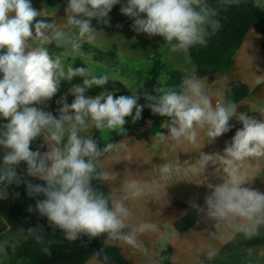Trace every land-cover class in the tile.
<instances>
[{"label":"clouds","instance_id":"obj_1","mask_svg":"<svg viewBox=\"0 0 264 264\" xmlns=\"http://www.w3.org/2000/svg\"><path fill=\"white\" fill-rule=\"evenodd\" d=\"M120 3L121 0H68L64 9L66 22L57 23L38 19L47 13L35 9L31 0H0V119L7 121L0 125V149L4 152L0 163V198L8 185L21 182L17 168L24 162L27 175L44 182H27L29 197H44L36 201L35 208L29 206L27 210L46 218L48 226L53 231L58 229L64 240L104 237L107 244L147 256V238L155 237L161 247L181 239L168 223L161 231L159 220L140 219L137 205L147 206L151 200L166 206V189L177 177H189L192 173L204 177L211 165L216 166L212 175L220 182L208 185L212 191L204 197V206L190 201L198 215L214 222L216 231L210 235L221 242L237 235L245 240L260 236L264 228V192L252 184L255 173L261 170L260 162L264 161V118L238 112L239 105L233 99L214 100L204 81L195 74L184 75L176 88L159 86L154 90L156 95L144 93L146 105L138 104L142 84L129 88L130 96H115L107 90L89 96V89L103 88L116 77L64 62L65 55L86 56L83 45L92 44L103 33L93 27L92 20L108 25L109 13ZM241 3L242 0H217L213 6L208 0H126L120 12L133 19L131 27L135 32L162 37L172 51L187 52L195 46H206L221 27L220 11ZM53 43L65 51L51 52L49 45ZM77 77L82 82L72 83ZM62 83L71 85L67 92L75 98L69 104L67 95L60 97L57 117L45 109ZM255 83H264V75L255 76ZM144 107L169 118L162 125L168 134L157 131L153 137V147L168 146L161 153L165 162L155 165L144 176L129 172L110 193L94 188L93 181L111 184L118 178L116 172L105 166L104 159L114 156L119 162L120 154L130 153L128 143L109 142V134L114 131L125 135L126 117L136 122ZM258 113L264 117V108ZM233 118L242 123V128L226 142L223 152L201 151L205 145L201 147V134L211 144L230 131ZM90 130L99 132L100 139L88 135ZM40 137L47 151L30 148ZM185 144L199 153L194 163L181 164L177 156L168 159L169 152L175 153ZM131 159L129 154L127 160ZM205 179L186 181L202 184ZM27 235L42 245L44 254H51L52 241L46 242L43 226L28 228ZM183 241L189 250L193 247L186 238ZM8 244V240L0 242V253H6ZM249 251L251 254L252 250ZM102 253L103 249L94 255L100 258ZM216 254L212 245L204 252L209 261ZM109 261L110 257L103 253L101 264ZM256 264L264 261L256 259Z\"/></svg>","mask_w":264,"mask_h":264},{"label":"crops","instance_id":"obj_2","mask_svg":"<svg viewBox=\"0 0 264 264\" xmlns=\"http://www.w3.org/2000/svg\"><path fill=\"white\" fill-rule=\"evenodd\" d=\"M33 1L32 5L35 9L38 11L44 10V12L47 13L43 18L57 23L66 22L64 9L67 6L68 0ZM125 2L126 0H121L120 4L113 6L112 11L109 13L110 23L108 25L97 23L95 19L92 20L93 27H95L97 31H103V33L97 37L95 42L89 45L96 49H103V51H108L115 47L117 51L123 52L128 58L137 62L151 58L156 60V58L159 57L170 71L179 70L187 74H194L196 68L188 52L172 51L170 45H164L165 41L162 37H149L146 34L137 33L132 29L131 25L134 22L133 19L120 12V7ZM254 2L259 8L264 9V0H254ZM155 43L159 44L158 56H156L149 47V44ZM49 50L57 53L65 51L64 49H57L54 43L49 45ZM84 52L90 56L89 58H91V60L96 61L92 52ZM79 59V57L73 58L71 56L67 58V62L74 65V62ZM262 75H264V50L260 49L253 40H247L238 50L234 67L230 73H215L200 79L204 81L206 91L214 100L221 97L226 98L225 87L227 83L234 80L242 81L248 86L250 95L238 103L239 106L237 111L261 119L262 117L258 112L264 107V83L257 85L255 83V76ZM156 85L163 84L156 83ZM258 86H261V89L255 94L254 90ZM87 95L95 96L90 94ZM74 98L72 94L67 93V103L71 104ZM45 110L53 111L52 100L48 102V106ZM126 119L132 122L131 117H126ZM2 124L4 123L0 121V125ZM230 124L232 125V132L223 134L211 144L206 143V137H203V134H201V147H203L205 143L201 151L207 154L217 151L222 153L226 142L231 141L236 131L242 128V123L235 118L230 120ZM151 125L152 121L148 118H144L142 123H139V120L132 122V124L127 127L125 135L121 136L119 140H124L128 143L130 153L120 154L119 160L121 161L119 162H117V158L114 156L104 159L103 162L105 166L110 167L112 171L118 174V178L115 182L111 184L106 182L109 193L113 187L118 188L120 186L121 181L129 172L134 175L144 176L146 173L152 172L155 165L165 162L161 160V153L166 151L168 146L161 144L157 147H153L154 135L151 132ZM116 134L117 133L113 134L111 137ZM164 134H168L166 128H164ZM88 135L93 136V130H90ZM44 148V151H47L45 142ZM3 154V149H0V163H2ZM129 154L132 157L130 161L127 160ZM176 156L181 164L185 161L191 164L198 158L199 153H197V149L185 144L178 148L175 153L169 152L168 159H175ZM260 163L261 170L255 173L256 178H254L252 187L264 192V161ZM23 164L24 162H21L17 168L18 176H20L21 179H37L27 175L26 170H23ZM254 164L255 162H253V165ZM215 168L216 166L210 165L206 169L204 177L198 176L195 173L190 174L189 177H177L174 181L175 183L168 186L166 189L169 199V203L166 206L162 207L160 204L150 200L147 206L142 204L137 205V216L140 219L159 220L161 223V231L165 230L164 224L166 223L176 230L175 224L193 209L190 201L204 202V197L212 191L208 185H216L220 182L218 177L212 175ZM204 179L205 182L202 184L186 181H199ZM0 189H3L2 185H0ZM180 199L186 202V207L172 208L171 206ZM35 203L36 202L25 195L10 196L7 192H5L3 198H0V242L4 240L9 241L6 253H0V264H10V256L12 253L29 238L27 229L36 227L39 224V214L35 211L29 212L27 210L29 206L35 208ZM215 231L214 222L205 221L202 217L200 221L187 231L183 233L177 231L178 237L181 240L178 239L163 247L156 241L155 237L147 238V240H145V245L150 249L147 256L133 253L119 245L111 246L121 248L122 254L130 264H165L166 259L172 264H201L202 261L204 264H256V259L264 261V256H261V254L264 253V245L245 247L243 244L250 239L245 240L239 235L235 236L232 240L221 242L210 235ZM262 236H264V228H261V234L258 237ZM185 238L193 245L190 250L183 241ZM201 245H203V250L201 249ZM208 245H212L217 250V254L210 261L204 256V252L207 250ZM250 249L252 250L251 254L249 251ZM18 264L31 263L27 258H21ZM87 264H101V262L96 258H91Z\"/></svg>","mask_w":264,"mask_h":264},{"label":"trees","instance_id":"obj_3","mask_svg":"<svg viewBox=\"0 0 264 264\" xmlns=\"http://www.w3.org/2000/svg\"><path fill=\"white\" fill-rule=\"evenodd\" d=\"M208 2L215 6L217 0H208ZM218 18L220 19L221 27L211 36L207 45L195 46L187 51L196 68V72L194 74L198 78L215 73H230L234 67L238 50L247 40H253L260 49L264 50V9L259 8L255 4L254 0H242V3L238 6L229 7L226 11L221 10ZM38 19L44 18L39 17ZM149 47L156 54V56H158L159 44H149ZM83 51L92 52L95 60L98 62H104L106 59L116 60L118 56L117 48L115 47L103 52L85 43L83 45ZM74 66L86 67V65L79 60L74 62ZM164 72L167 74L166 83L163 85H156V80ZM186 74L187 73L179 70H168L166 65L159 57H157L151 70L152 80L147 86L176 88L179 86L181 79ZM0 78H2V76H0ZM81 82L82 78L77 77L74 78L72 83ZM70 87V84L62 83L60 91L52 98L53 115L58 117L59 113L57 109L61 105H58L57 101L61 96L67 95V90ZM260 89L261 86H258L254 90V93H258ZM105 90L114 92L115 96L124 95L126 93V88L120 81L110 80L103 88L93 87L92 89H89L87 94L96 95ZM249 95V88L242 81L234 80L226 84L225 97L233 99L237 104ZM147 103L148 101H146L143 97L142 105H146ZM144 118H148L152 121L151 132L153 135H155L157 131L164 133V127H162V125L169 120L168 117H161L158 114H153L148 107L143 108L142 118L139 119V123H142ZM0 121L7 123V121L3 119H0ZM231 132L232 127L227 134ZM93 136L100 139L101 134L93 130ZM120 138L121 135L116 134L109 140V142H118ZM103 143L104 141L101 140V147H103ZM40 145H44L42 137L33 141L30 148L35 151L39 147V150L43 152L45 148L40 147ZM26 168V163H24L23 170L25 171ZM27 182L41 185L44 184V182L39 179H21L19 184L13 183L8 185L5 192H7L10 196H17L18 194L29 197L27 193ZM93 187L106 194L109 193V188L106 182L101 183L100 181H93ZM29 198L34 202L38 199H44L43 195ZM195 202L200 206H204V202ZM171 207L184 208L186 207V202L180 199ZM201 218L202 214L198 215L197 211L193 208L186 216L175 224V228L178 232L183 233L200 221ZM39 225L43 226L46 242L48 240L52 241V244L50 245L51 254H44L41 251L42 245L37 244L34 239L29 237L14 253H12L10 256V264H18V261L21 258H27L31 264H87L91 258H96L99 262H101L103 253H106L110 257L109 264H130L122 254L121 248L107 245L104 237L89 240L87 236H82L76 242H68L63 239V234L60 233L58 229L53 231V229L48 226L46 218L39 216ZM243 245L245 247L264 245V236L250 239ZM101 249H103V253L100 258H97L94 253L99 252ZM165 264L172 263L166 259Z\"/></svg>","mask_w":264,"mask_h":264},{"label":"rangeland","instance_id":"obj_4","mask_svg":"<svg viewBox=\"0 0 264 264\" xmlns=\"http://www.w3.org/2000/svg\"><path fill=\"white\" fill-rule=\"evenodd\" d=\"M258 1V0H257ZM34 1L31 0V3ZM100 51L103 49L97 48ZM106 52V51H103ZM116 60L106 59L104 62H97L91 60L90 56L86 54L85 57H79L87 67H91L96 74H100L103 72H108L111 75L116 77V81H120L126 88V93L124 96L132 95V92L129 88H138L140 84H142V88L139 89L140 99L138 100V104H143L144 93H148L149 95H156L155 88L157 87H148L147 85L152 80L151 70L154 66V58L144 59L142 61H134L128 58L123 52L117 51ZM71 57V55L64 56V62L67 64V58ZM167 80L166 72L162 73L158 79L156 80L157 84H165ZM133 115H135V110H133ZM142 118V113H141ZM127 123L124 125L125 130L129 125L132 124L131 121L126 119ZM116 132H111L109 134V140L112 138L111 136Z\"/></svg>","mask_w":264,"mask_h":264},{"label":"water","instance_id":"obj_5","mask_svg":"<svg viewBox=\"0 0 264 264\" xmlns=\"http://www.w3.org/2000/svg\"><path fill=\"white\" fill-rule=\"evenodd\" d=\"M238 248V247H237Z\"/></svg>","mask_w":264,"mask_h":264}]
</instances>
